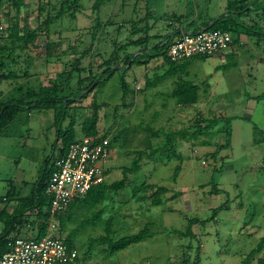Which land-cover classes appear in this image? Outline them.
I'll use <instances>...</instances> for the list:
<instances>
[{
    "label": "rangeland",
    "instance_id": "obj_1",
    "mask_svg": "<svg viewBox=\"0 0 264 264\" xmlns=\"http://www.w3.org/2000/svg\"><path fill=\"white\" fill-rule=\"evenodd\" d=\"M40 1L50 3L57 11L64 0H24L20 27L31 29L36 26ZM163 1L167 6L162 9L158 8L162 4L157 5V0H148V5L155 7L152 9L145 7L146 0H105L94 10L95 0H80V12L74 19L63 17L50 29L51 63L38 62L44 56L46 42L39 41L31 47L37 60H31V64L20 61L13 69L17 72L16 77L0 84L1 103L32 101L25 93L38 89L40 85L49 86L50 79L56 80L62 91L65 90L63 94L67 95L72 92L68 90L61 70L74 68L77 59L80 61L73 74L85 75L90 69L85 66L88 63L96 70L114 53L117 55V58L113 57L114 61L120 62L126 55H132L128 62L109 66L108 69H117L109 79H102L88 97L81 101L76 99L73 107L78 112L68 111L76 116L78 134L82 119L91 113L90 106H98V131L109 138L115 155L112 161L103 165L104 182L111 184L125 179L127 183L125 189L108 193L99 206L88 209L73 205L62 215L60 225L59 217L54 218L56 228L52 235L60 240L67 236L73 238L78 252L74 264H193L197 255L198 264H245V259L264 238V138L256 131L257 128L264 132V0L263 8L250 17L252 21L240 19L247 26H258L257 31H261L262 36H249L242 28L230 26L231 38L238 42L242 37L243 42L236 45L235 55L227 58L225 64L212 58L192 59L188 76L178 75V78L197 85L200 91L196 104L180 109L175 107V98L167 96L171 78L147 87L144 75L152 69L151 64L133 63L128 68L132 58L140 54L139 49L127 46L120 52V49L116 50L131 39L144 36L141 33L133 37L130 32L131 26L141 22L146 14L152 15L149 22L166 31L171 28L169 23L176 18L173 14L176 15V11L208 21L220 13L221 6L219 0H197L195 12L190 0H181L179 9L176 0ZM236 1L238 7L239 3L246 4L247 8L250 6L246 0ZM230 7L229 12H234ZM8 11L14 13L9 0H2L0 30L9 25ZM103 24L107 25L106 29ZM95 26H100L98 34L90 32ZM154 29L148 35H152ZM156 44L152 39L147 46L152 54L156 52L153 49ZM86 49L91 53L84 61L81 57ZM155 59L163 60L162 57ZM226 64L228 68L222 66ZM26 73L30 76L25 77ZM156 73L159 75L160 71ZM121 78L127 88L125 96ZM75 80L71 83L72 88L76 86ZM157 91L165 96L156 99L150 96ZM80 105L82 109H79ZM63 106L61 103L50 110H22L0 133V210L6 209L10 213L18 206V198L30 194L35 188L44 161L51 155L53 159L58 155L59 144L55 152L53 149L56 129L52 124ZM198 115L209 119H230L229 146L220 148L215 159L212 154L226 142L227 124L223 121L197 140L176 144L180 158L171 156L167 160L162 151L154 157H147L151 150L161 148L163 144L162 139L147 131L184 130ZM202 142L207 144L202 145ZM134 151L146 154L140 160V170L124 175L121 169L131 165L136 157ZM53 161L49 162L47 171ZM177 167L180 168L178 172ZM157 187L167 188L168 192L161 196L159 206H151L148 198ZM212 187L219 190L217 195L210 193ZM99 210L102 211L100 221L95 226L88 225L87 221ZM109 217H113L114 240L136 234L146 224H150L151 237L113 254H106L104 247L99 245L89 251L88 239L104 234ZM192 218L204 221L192 227L195 238L171 233V230L185 232L188 220ZM3 230L1 223L0 234ZM15 235L12 233L9 239ZM261 258H264V249L246 264H258Z\"/></svg>",
    "mask_w": 264,
    "mask_h": 264
},
{
    "label": "trees",
    "instance_id": "obj_2",
    "mask_svg": "<svg viewBox=\"0 0 264 264\" xmlns=\"http://www.w3.org/2000/svg\"><path fill=\"white\" fill-rule=\"evenodd\" d=\"M2 0H0L1 2ZM82 1V0H81ZM105 0H95L93 3V9L97 10L101 3ZM11 4V8L13 9V12H7L6 15L8 17V23L6 29L0 30V84L3 80H11L16 77L17 72H15L13 69H16L19 65L20 61L28 62L31 64L32 62L37 60L32 55L31 47L39 43V41H46L45 47H44V56L42 60H38L41 62H45L46 65H48L49 60L51 58V46L52 41L50 40L49 33L51 27L56 24L60 19L63 17H70L71 19L75 18V14L79 13V9L81 7L80 0H64L59 4V8L57 11L55 8H52L50 3L47 2H39L38 5V20L37 24L34 28L31 29H25L20 27L19 23V17L21 8L23 6L24 0H9ZM253 10L260 11L262 7V1L256 0L253 4ZM246 5L243 7L238 8L236 12V19H231L230 16L225 17H219L217 21L214 22L212 27L209 30H222L224 32H230V26L240 27L243 29L244 33L246 35H253V36H262V32H258L259 30L258 26L256 25H245L240 22V17L242 15H245L247 12ZM232 20V21H231ZM141 21V20H140ZM142 23L138 22L137 25L133 24L131 26V32L130 34L134 37L138 34L144 33L143 37H139L135 40L131 39V41L127 42V45H123L121 48H117L116 51L121 49H126V47L131 46L132 48L139 49V55H137L135 58H132V61L130 62V65L128 68H130L133 63H136L138 65L148 64L150 60L155 58L162 57L165 63L168 65V69L166 72L160 76H157L155 78V82L163 81L164 79L171 78L173 76L178 75H185L187 74V69L189 67V63L192 59L195 58H207L203 56H197L193 57L189 60H186L182 63H174L170 61L168 57V45L171 43L172 40H170L168 37L165 38L164 42H159L161 38H155L153 36L148 35V27H139ZM103 24V27L106 29L107 25ZM139 25V26H138ZM208 27V24L205 25V28ZM100 29V26L98 28L92 27L90 32L92 31V34H98ZM102 32V30H101ZM54 33V32H53ZM103 33V32H102ZM106 33V32H104ZM230 34V33H229ZM157 40V44L153 47V49H156L155 53H151L150 49L148 50V44L150 40ZM95 39L92 40L94 42ZM235 41V40H234ZM233 44V40H232ZM92 46L89 47L91 49ZM86 49L84 52L83 57L81 59H84L88 57L91 53V50ZM159 49V50H158ZM89 54V55H88ZM88 55V56H87ZM132 56V55H131ZM131 56L128 57L126 55L124 59L122 60L125 62V60L128 62ZM24 57V58H23ZM40 57V56H39ZM117 58V55L114 53L112 54V58L109 60L103 61L96 70L92 67L90 63H88L85 66H88L89 71L87 74L80 75L73 74V72H76V68L79 64V59L75 61L74 68L71 66L70 70H61L62 75L65 77V84L68 88V90H71L72 93L69 94H63L64 91L59 86V83L56 80H49V86H42L36 90H29L27 93H25L26 97L29 99H32V101L26 102V103H15L14 101L9 102H0V133L4 131L9 123L15 118V116L22 112V110H50L54 109L58 106L64 105L63 109H61L58 114L55 116L54 122L52 124V127L56 129V139L53 146L54 152L55 149L58 147V155L55 159H53V155L48 157L44 161V167L41 170V174L38 178V181L35 184V188L31 191V193L28 196H25L19 200L18 208L13 211L12 214H9V212L4 209L0 210V216L5 213V217L3 219L4 222V230L3 233L0 234V257L8 251V242L10 241L9 237L12 234V229L15 228L14 222L16 220H22L25 213L36 211L37 216V226H38V236L36 238H41L46 234L47 229V222L49 218V199L45 195V187L47 182L50 179L51 174L55 170V162L65 156L68 148L77 141L80 137H92V138H99L104 139L107 138L106 135L100 134L97 128V121H98V106L91 105L90 110L91 113L89 116H85L80 124L79 133L76 132V116L70 115L68 111L73 110L74 112H78L77 109L74 106L75 102L77 100L81 101L82 99L88 97L90 93L93 92V90L98 86L102 79L103 81H106V78L109 79L111 77V73H114L115 67L108 69L109 66L112 64H115L120 61H114L115 58ZM146 58V59H145ZM40 59V58H39ZM59 61V58H58ZM120 62V63H123ZM105 69L103 71L102 68ZM229 65L226 66L228 68ZM12 69V70H10ZM99 70V71H98ZM80 72V71H78ZM25 77L30 76V73H26ZM76 75V76H75ZM75 80L76 86L74 88L71 87V83L73 80ZM121 89L123 96L126 95L127 88L126 84L123 78L120 79ZM91 88V90H89ZM198 86L193 84L190 81H185L184 79H180L179 82H177L176 90L173 93V96L176 98V107L177 108H187L190 106H193L197 103L198 100ZM59 95L61 97H59ZM257 99H260L261 97H256ZM77 99V100H76ZM59 104V105H58ZM83 107L80 105L79 109H82ZM66 120H68L67 124ZM225 122L227 124L226 129V142L224 145L218 146L216 151L212 154L214 159L216 158V154L220 148L228 147L229 146V123L230 119H223L218 117L213 118H204L201 115H198L194 120L191 121V125L184 130H175L173 132H163V131H153L150 130L147 132H150L153 136L160 138L163 140V144L161 148L151 150L150 153L147 154V157H154L156 154L160 153L162 151L163 155L166 156V159L172 157H178L180 158L179 154L176 151V144L186 143L187 141L197 140L201 136L205 135L209 130L213 129L219 122ZM141 129V127L139 128ZM257 133L264 138V132L258 130L256 128ZM80 135V136H78ZM206 142H202V145H206ZM111 145V141L109 140V146ZM53 152V153H54ZM135 158L133 159L131 165L129 167H122V173L124 175L136 173L140 170V160L143 156H145V152L143 151H134ZM53 157V158H52ZM51 160H54L52 162V165L47 171L48 164ZM175 170L178 172L180 170L179 167L175 168ZM127 187V183L125 179L115 181L111 184H107L105 182H102L101 184L92 187L85 196L82 198L75 199L64 212L58 213L55 217L58 218L59 225L61 224L62 215L66 213L70 208L75 205L76 206H83L85 208H94L96 206L101 205L106 200L107 194L114 191H120ZM168 192L167 188L164 187H157L154 190V193L151 195L150 198V205L151 206H159L162 203L161 196L166 194ZM219 190L216 187H212V191L210 192L212 195H217ZM175 195H173V198ZM138 199H143V197H139ZM215 213H213L212 217ZM61 215V216H60ZM102 211L99 210L95 212L90 220L87 221V224L90 226H95L101 219ZM204 221H200L199 219L192 218L188 220V227L185 232L179 233L177 231L171 230V233L174 235L179 234L181 237H187V238H195V234L192 231V227L196 224L203 223ZM150 224H146L141 230H139L136 234L126 236L123 238H120L118 240L113 239V217H109L106 220L105 227H104V234L100 235L96 238H89L88 239V248L89 251L94 245H99L104 247V251L106 254H113L118 251H122L126 248H128L131 245L139 244L146 239L151 237V233L149 230ZM60 232V228L58 230ZM17 236V235H15ZM68 247L75 248L73 238L72 236L65 237L64 240H62ZM264 249V238L261 239L259 244L256 246V248L248 255V257L245 259L244 263L246 264L250 259L253 258V256L256 253L261 252ZM78 260V259H77ZM76 260V262H77ZM199 256H196V261L193 264H198ZM258 264H264V258H261L257 262Z\"/></svg>",
    "mask_w": 264,
    "mask_h": 264
},
{
    "label": "built area",
    "instance_id": "obj_3",
    "mask_svg": "<svg viewBox=\"0 0 264 264\" xmlns=\"http://www.w3.org/2000/svg\"><path fill=\"white\" fill-rule=\"evenodd\" d=\"M232 45L228 32L207 30L184 33L168 45V57L182 63L193 57H214L227 52ZM112 156L109 138L80 137L58 159L55 170L45 187L49 199L46 234L41 238L14 236L0 264H74L78 259L75 248L68 247L53 231L55 216L64 212L77 198H82L94 186L104 182V164ZM204 164V162H203Z\"/></svg>",
    "mask_w": 264,
    "mask_h": 264
},
{
    "label": "crops",
    "instance_id": "obj_4",
    "mask_svg": "<svg viewBox=\"0 0 264 264\" xmlns=\"http://www.w3.org/2000/svg\"><path fill=\"white\" fill-rule=\"evenodd\" d=\"M145 1V0H144ZM207 1V0H206ZM220 1V6H221V11L220 13H218L217 15H215L213 18H210L208 21H201L199 19H196L195 17H191L189 15H182L181 13H179V11H176V15L175 13L174 16L176 17L173 21H171V23H169V26H171L170 29H167L166 31H162L160 29V26H156V23H153V22H149L151 21V14H146L143 19H140L141 20V25L140 27H148L149 31L152 30V28L155 27V29L153 30V32H151L152 35L150 36H153L155 38H161L160 40H158L159 42H164L165 38H169L170 40L184 34V33H189V32H197V31H207V30H204L205 29V25L208 24V26L214 24L215 21L218 20L219 17H222V16H225V17H228L230 16L231 19H236L237 15H236V12L238 10V8L240 7H243L245 6L246 4H240L239 3V7H238V1L235 2V0H219ZM256 0H246V2L248 4H250L249 8H247V12L245 15H242L240 17V19L242 18L245 19V18H248V20H251L250 17L253 16V14L256 12V11H253V5L252 3H254ZM260 2L262 0H259ZM147 4H145V7L148 8H152V9H155V7L153 5H148V0H146ZM161 3L162 4V7H158V8H166L165 6V2L163 0H157V5ZM190 3L191 5L194 7V11L196 12V7H197V0H190ZM237 3V4H236ZM182 6V1L181 0H176V8L179 9L181 8ZM230 6H232L234 12H229L231 9ZM237 8V10H235L234 8ZM227 9V10H226ZM226 10V11H225ZM232 13V14H231ZM178 14H181V15H178ZM232 21V20H231ZM252 21V20H251ZM144 22H146L145 24H143ZM151 26H150V25ZM152 27V28H151ZM148 31V32H149ZM134 39V38H133ZM135 40V39H134ZM233 40V39H232ZM157 42V40H156ZM236 40L234 41L233 40V44L231 45L230 49L225 52V53H221V54H217L215 55L214 57H207V58H212V59H216L219 61V63L221 64H225L227 61V58H229L230 56H233L235 55V52H234V49H236V45L238 44L239 42V45H241L242 42V37H239V41L236 42ZM244 44H247L246 40H244ZM149 50V49H148ZM163 59V58H162ZM215 60V61H216ZM216 61V62H218ZM152 66V69L148 70V74L146 73L144 75V81L145 83H147V87L150 86V84H152L155 80V78L157 76H160L162 74H164L166 72V70L168 69V65L165 63L164 60L162 61H159L158 59H152L149 61V64ZM228 64L226 65H222L223 67H226ZM156 71H160V74L158 75L156 73ZM156 73V74H154ZM153 77V81L152 78ZM151 79V80H150ZM167 79H170V78H167ZM181 78H178V76H173L171 77V79L168 81V89H169V92L167 93V96L170 97H174L173 96V93L174 91L176 90V85H177V82L180 81ZM165 80V79H164ZM140 89V88H139ZM136 90H138L136 88ZM171 91V92H170ZM198 94H200V91L198 90ZM150 96L154 97V99L158 98V97H163L165 96L164 93L162 92H154L152 94H150ZM175 98V97H174ZM199 99V97H198ZM176 100V98H175ZM199 100H197L198 102ZM174 104V102H173ZM175 105H176V101H175ZM176 107V106H175ZM113 156H115L112 152V156L111 158L109 159V161H112L113 160ZM108 161V162H109ZM29 195V194H28ZM28 195H24L22 197H19L18 198V201L25 197V196H28ZM4 201H7L6 199H3ZM19 206H16L14 209H12V211L9 213V214H12L13 211L15 209H17ZM1 210H4V209H1ZM5 213H3L1 216H0V224L3 223L4 225V222H3V219L5 217ZM37 216H36V211H32V212H27L25 213L24 217L22 220H16L14 222L15 224V228L12 229V233L13 234H16L17 236H20L22 238H28V237H37L38 236V226H37Z\"/></svg>",
    "mask_w": 264,
    "mask_h": 264
},
{
    "label": "water",
    "instance_id": "obj_5",
    "mask_svg": "<svg viewBox=\"0 0 264 264\" xmlns=\"http://www.w3.org/2000/svg\"><path fill=\"white\" fill-rule=\"evenodd\" d=\"M212 25H213V24H212ZM212 25L206 27L204 30H209V29L212 27ZM89 90H91V88H89Z\"/></svg>",
    "mask_w": 264,
    "mask_h": 264
}]
</instances>
